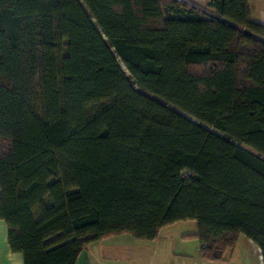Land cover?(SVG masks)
I'll use <instances>...</instances> for the list:
<instances>
[{"label":"trees","instance_id":"obj_1","mask_svg":"<svg viewBox=\"0 0 264 264\" xmlns=\"http://www.w3.org/2000/svg\"><path fill=\"white\" fill-rule=\"evenodd\" d=\"M202 8L0 0V219L23 264L187 220L204 259L242 235L264 262V25L248 0Z\"/></svg>","mask_w":264,"mask_h":264},{"label":"crops","instance_id":"obj_2","mask_svg":"<svg viewBox=\"0 0 264 264\" xmlns=\"http://www.w3.org/2000/svg\"><path fill=\"white\" fill-rule=\"evenodd\" d=\"M186 1L198 7L206 3V0ZM248 4L251 21L264 25V0H248ZM176 226L177 223L163 227L157 239L145 243L122 235L91 243L82 250L76 264H264L259 248L245 237H239L222 260H206L201 255L200 243L173 240L176 231L182 230ZM0 264H23L22 254L12 252L7 244V227L1 219Z\"/></svg>","mask_w":264,"mask_h":264},{"label":"rangeland","instance_id":"obj_3","mask_svg":"<svg viewBox=\"0 0 264 264\" xmlns=\"http://www.w3.org/2000/svg\"><path fill=\"white\" fill-rule=\"evenodd\" d=\"M178 226L182 227V230L181 231H179V230L176 231V233H175L176 235L175 236L173 235V240H175L177 242H179L181 240L192 242V243L193 242H197L198 245H199V240L195 236L196 231H197V224H196V222L194 220H187V221L178 222L176 227H178ZM122 236L123 237H128L129 239L134 240V241H136L138 243H145V242L148 241V240H142V239L134 238L130 234H122ZM239 237H244V236L240 235ZM200 247H201V245H200ZM140 254H142V253H140ZM135 257H139V256H137V254H136Z\"/></svg>","mask_w":264,"mask_h":264},{"label":"water","instance_id":"obj_4","mask_svg":"<svg viewBox=\"0 0 264 264\" xmlns=\"http://www.w3.org/2000/svg\"><path fill=\"white\" fill-rule=\"evenodd\" d=\"M179 1H181V2H183V3H185V4H188L189 6L196 7V8H198V9H200V10L206 12L202 7H198V6H196V5H193L192 3H189V2L186 1V0H179ZM220 20L223 21V22H225V23H227V24H229V23L226 22L225 20H222V19H220ZM235 28L238 29V30H242V29L237 28V27H235ZM243 32L246 33V34H249V35H250V33L246 32V31H243Z\"/></svg>","mask_w":264,"mask_h":264}]
</instances>
